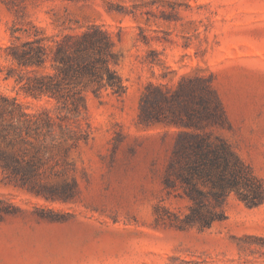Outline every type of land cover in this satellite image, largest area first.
I'll return each instance as SVG.
<instances>
[{
  "label": "rangeland",
  "instance_id": "obj_1",
  "mask_svg": "<svg viewBox=\"0 0 264 264\" xmlns=\"http://www.w3.org/2000/svg\"><path fill=\"white\" fill-rule=\"evenodd\" d=\"M13 21L47 32L101 26L126 92L89 93L79 116L87 137L54 149L58 172L48 181L75 180L66 197L46 199L0 176V264H264V202L249 207L231 196L225 218L204 230L155 220L177 128L138 121L149 81L207 77L221 118L211 130L264 179V0H0V45ZM3 76L0 93L56 111ZM162 202L185 210L186 200Z\"/></svg>",
  "mask_w": 264,
  "mask_h": 264
},
{
  "label": "trees",
  "instance_id": "obj_2",
  "mask_svg": "<svg viewBox=\"0 0 264 264\" xmlns=\"http://www.w3.org/2000/svg\"><path fill=\"white\" fill-rule=\"evenodd\" d=\"M47 32L32 21H13L9 41L0 45L4 78H12L25 97L53 102L29 110L17 96L0 93V176L2 180L54 200L68 195L75 180L50 183L60 159L54 149L87 137L79 121L89 93L122 96L126 84L115 68L110 34L97 24H56ZM1 51L3 53H1ZM3 54V55H2ZM165 76V74L163 75ZM219 105L211 107V83L202 75L182 74L175 84L149 81L139 100V123L174 126L173 144L163 176L155 220L178 229L210 228L225 218L231 196L249 207L264 202V179L237 153L226 137L211 130L221 125ZM186 200L185 210L162 201Z\"/></svg>",
  "mask_w": 264,
  "mask_h": 264
}]
</instances>
